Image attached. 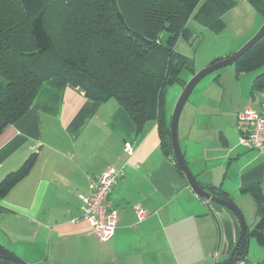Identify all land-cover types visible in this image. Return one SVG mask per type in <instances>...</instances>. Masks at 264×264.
Segmentation results:
<instances>
[{"label":"crops","instance_id":"crops-1","mask_svg":"<svg viewBox=\"0 0 264 264\" xmlns=\"http://www.w3.org/2000/svg\"><path fill=\"white\" fill-rule=\"evenodd\" d=\"M234 2L221 14V31L229 27L225 18L239 25L245 18L253 22L237 34L238 39L230 40L229 52L259 29L263 20L258 21V15L264 19L250 0ZM258 73L257 68L235 72L234 90L214 77L220 87L217 98L211 99V107L191 102L179 117L177 133L196 179L230 196L249 232L258 219L256 206L240 187L258 184L264 193V147L259 153L238 144L236 117L246 107L261 110L264 92L254 97L250 92ZM165 113L170 119L166 107ZM158 133L155 121L137 129L116 99L89 98L81 87L54 77L42 81L26 112L0 131V181L32 153L37 156L26 176L0 198L1 245L7 248L8 244L12 249L8 250L29 264H214L226 260L240 234L237 217L230 209L196 195L171 156L163 153ZM124 143L132 145L131 156L122 149ZM108 167L122 168L124 174L112 187L109 200L118 211L115 233L101 241L89 223L72 220L79 214V196L88 194L89 178ZM135 205L147 212L141 220L134 213ZM247 250L250 263L264 264V243L250 236Z\"/></svg>","mask_w":264,"mask_h":264},{"label":"trees","instance_id":"trees-1","mask_svg":"<svg viewBox=\"0 0 264 264\" xmlns=\"http://www.w3.org/2000/svg\"><path fill=\"white\" fill-rule=\"evenodd\" d=\"M199 1L0 0V131L26 112L42 81L54 77L81 87L89 98L116 99L137 129L155 121L163 153L183 174L164 106L166 87L185 67L174 45L193 35L191 18L220 32L221 14L235 5V0H205L195 11ZM250 3L264 16L263 0ZM233 65L236 74L261 68L264 35ZM250 92L252 97L264 92V71L253 78ZM36 157L32 153L0 181V198L26 176ZM216 188L214 194L225 193ZM240 192L256 206L258 219L249 235L264 243V193L258 184ZM234 249L243 255L246 240H237ZM0 264L16 263L0 258Z\"/></svg>","mask_w":264,"mask_h":264},{"label":"rangeland","instance_id":"rangeland-1","mask_svg":"<svg viewBox=\"0 0 264 264\" xmlns=\"http://www.w3.org/2000/svg\"><path fill=\"white\" fill-rule=\"evenodd\" d=\"M202 2L203 0H201L199 3L201 4ZM257 19L258 21L263 20L261 24L264 23V19L261 16L258 15ZM224 21L229 23V27L224 31L217 32L215 30H211L209 27H205L199 24L197 21H194L193 18H191L189 19L188 24L192 28V30H194L193 35L189 39L180 37L178 41H176L174 45V50L175 52L184 56L182 57V59L184 60L185 67L181 68L177 80L173 81V83L171 85H168L165 89L164 106L168 108L170 115L184 86L195 73L205 68V66L212 60L230 53H235L245 44L244 43L243 45H241L238 49L230 48L233 51H227L229 50V48L226 46H228L230 40L238 39L237 34L240 32L243 33L246 28L252 24L253 19L245 18L241 21L240 25L238 24L237 20L232 21L229 18H225ZM260 26L258 27L260 28ZM239 28H241V30H239ZM161 37L164 38L165 35L162 34ZM249 39H247V41ZM233 66V64L225 65L222 68L208 73L207 75L203 76L200 80H198L199 82L194 86L185 104L181 107L182 110L179 114V117L181 118V116L186 113L188 107H190L191 105V102L198 103L199 101H201L206 106L208 105L209 107H211V99L217 98V89L220 88L219 85L213 81L214 77L216 76H219V78H221V80L224 81L226 84H230V86L234 90V87L236 86L237 82L235 80V71ZM261 71H264V65H262V67L258 69V72ZM224 98H227V94ZM225 103H228V98L225 100ZM201 108L205 107L201 106ZM5 246L7 248H10L8 247V244H5Z\"/></svg>","mask_w":264,"mask_h":264},{"label":"built area","instance_id":"built-area-1","mask_svg":"<svg viewBox=\"0 0 264 264\" xmlns=\"http://www.w3.org/2000/svg\"><path fill=\"white\" fill-rule=\"evenodd\" d=\"M261 110L246 107L237 112L239 137L238 144L246 149L262 151L264 147V99ZM124 152L131 156L133 148L130 143H124ZM122 168L108 167L100 174L89 178L88 194L80 195L79 214L72 221H86L92 227L98 240L110 239L118 222V211L111 205L112 187L123 176ZM137 218L143 219L147 212L138 205L134 206ZM233 264H252L246 259H240Z\"/></svg>","mask_w":264,"mask_h":264},{"label":"water","instance_id":"water-1","mask_svg":"<svg viewBox=\"0 0 264 264\" xmlns=\"http://www.w3.org/2000/svg\"><path fill=\"white\" fill-rule=\"evenodd\" d=\"M264 35V23L260 26L258 31L247 41L245 44L237 50L235 53L227 54L220 59L212 60L209 62L205 68L201 69L197 73H195L192 78L186 83L184 86L180 96L178 97L175 107H173V111L171 113L169 121V129H170V139H171V147L173 151V155L175 157L176 163L183 172L184 176L188 181V185H190L191 189L200 197L201 199L222 205L227 209H230L238 219L240 225V234L238 240L240 238H244L249 243V229L245 222L244 216L242 211L239 209L237 203L230 197L227 196L225 193H221L220 195L214 194L211 189H217L212 185H205L204 183L199 182L194 174L191 172V169L188 166V163L184 159L183 151L180 147L179 140H178V118L179 114L182 110V106L185 104L188 96L190 95L191 91L193 90L194 86L199 82L203 76L207 75L208 73L215 71L219 68H222L225 65L233 64L234 61L243 54L254 42L256 39H259ZM247 252L246 249L243 255L239 256L235 253V249H233L229 255V257L219 263L214 264H233L240 259L247 260ZM0 258L10 260L16 264H29L19 256H17L12 251L5 248L3 245L0 244ZM248 261V260H247Z\"/></svg>","mask_w":264,"mask_h":264}]
</instances>
